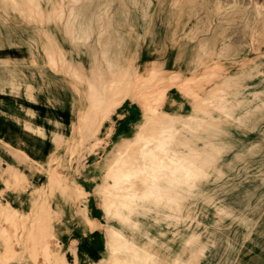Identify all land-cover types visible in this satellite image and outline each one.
<instances>
[{"label": "rangeland", "instance_id": "374dc122", "mask_svg": "<svg viewBox=\"0 0 264 264\" xmlns=\"http://www.w3.org/2000/svg\"><path fill=\"white\" fill-rule=\"evenodd\" d=\"M169 51L187 71L165 69ZM172 88L197 119L165 111ZM7 89L72 110L77 91L88 109L76 126H26L48 144L38 156L4 143L0 264H264V0H0ZM127 100L150 129L117 154ZM86 204L101 224L95 258Z\"/></svg>", "mask_w": 264, "mask_h": 264}, {"label": "crops", "instance_id": "0c3cea01", "mask_svg": "<svg viewBox=\"0 0 264 264\" xmlns=\"http://www.w3.org/2000/svg\"><path fill=\"white\" fill-rule=\"evenodd\" d=\"M42 5V3H41ZM43 6V5H42ZM168 52L167 55H165L163 58L165 69L168 71L178 72L182 73L184 71H187V68L189 67L190 61H188L187 58H184L183 60H178L177 55L173 53ZM159 59L157 57H153L151 54V51H147L142 55V61L145 63L147 62H153L158 61ZM60 90L59 94H61ZM66 96V92H64V97ZM73 99V105L74 108L72 110L71 108V102L69 101L66 105H59L58 108H55L52 106L47 99L46 93L43 95L42 103L39 106L29 104L28 102L23 101V105L20 103L21 101L19 98L14 96L9 92L7 89L5 93H0V153L3 155L5 153L6 158L12 159L8 152V146L4 145V143H8L11 146L12 152H16L17 150L21 149L26 152L28 155H39V150L41 148L47 150L48 144L44 145V141L41 140V138H38L36 134L33 131H30L26 128V126H32L34 125H45L47 124L45 122V119L52 118L57 120L60 124H64L65 126H73L77 125L79 122V119L82 115H84V110L87 109L83 107L85 103L84 102V95L83 93L75 92V95L71 96ZM108 101L110 98H113L112 94L107 97ZM168 100L166 105H164V109L166 112H170L177 115H187L185 118H182V120H186V123L190 122V119L194 120L197 119L194 117V114H188L192 111L193 107L190 103V101L177 89L172 88L168 92ZM86 107V105H85ZM23 108L26 110H36L39 115V119L35 120L34 118H31L26 114L25 111H23ZM124 113L126 114V117L123 119V121L119 122L117 124V133L115 140L117 141L115 143L114 148H117L116 152L117 154L124 153L127 151L128 146L122 147V142L124 141V138H129L135 133H137V140H134L130 143H140L141 139H144L143 137L146 135L144 134L146 132V128L150 127V118L148 114L145 112V115L143 117L142 107L138 106L135 103H131L130 100H127L123 107ZM83 117V116H82ZM81 117V118H82ZM172 119H179L180 118H172ZM160 131H158L156 134H154L155 141L162 142V139H165V135L158 134L159 132L163 131V127L158 126ZM184 127V126H183ZM150 129V128H149ZM182 130V129H180ZM76 131V130H75ZM43 133V131H42ZM163 133V132H162ZM45 134V133H44ZM148 134V133H147ZM47 134H45L46 136ZM48 136V135H47ZM74 136H77V132L74 133ZM164 137V138H163ZM152 138V137H150ZM148 138V140H150ZM199 153V151H198ZM116 154V155H117ZM201 156H203L202 153H199ZM28 155V156H29ZM116 155L114 156L116 158ZM156 158H162V156L155 155ZM170 158H174L171 156ZM12 163H15L12 161ZM6 165V163H5ZM5 167V166H4ZM202 172H204L203 165L198 166ZM51 177L49 176V181L51 182ZM79 186V184H77ZM78 189L82 190V192H85L84 189L79 186ZM33 193V197L37 196L36 198L39 199V197H42L44 194V190L36 188ZM4 205H8L7 207L10 208L11 211H15L13 209V206L10 202H3ZM94 209L91 207L90 210L87 207V204L85 206V209H83V215L84 219L91 228L92 231H88L84 235H80L81 237H85V243L84 245V251L85 254H88L90 257H97L100 255V253L103 251V247L100 245V235L98 231L96 230L99 225L101 226L100 222L98 221V215H95L93 213ZM16 212V211H15ZM92 215V216H91ZM80 253L82 251L80 250ZM81 257V255H80ZM82 258V257H81Z\"/></svg>", "mask_w": 264, "mask_h": 264}, {"label": "bare ground", "instance_id": "6f19581e", "mask_svg": "<svg viewBox=\"0 0 264 264\" xmlns=\"http://www.w3.org/2000/svg\"><path fill=\"white\" fill-rule=\"evenodd\" d=\"M178 119H172L171 121H173V124L177 122Z\"/></svg>", "mask_w": 264, "mask_h": 264}]
</instances>
